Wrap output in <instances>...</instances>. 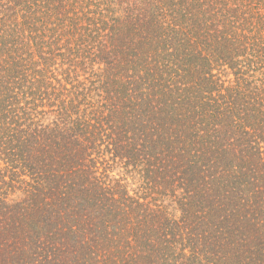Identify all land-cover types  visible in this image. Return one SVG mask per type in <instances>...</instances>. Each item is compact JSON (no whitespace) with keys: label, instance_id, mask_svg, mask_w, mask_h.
<instances>
[{"label":"trees","instance_id":"1","mask_svg":"<svg viewBox=\"0 0 264 264\" xmlns=\"http://www.w3.org/2000/svg\"><path fill=\"white\" fill-rule=\"evenodd\" d=\"M0 264H264V0H0Z\"/></svg>","mask_w":264,"mask_h":264},{"label":"rangeland","instance_id":"2","mask_svg":"<svg viewBox=\"0 0 264 264\" xmlns=\"http://www.w3.org/2000/svg\"><path fill=\"white\" fill-rule=\"evenodd\" d=\"M115 172L116 174H119L123 176L124 178H126V180L128 179V181L131 183V186H133V188L137 186L136 181L132 178L133 175L131 173L126 172L125 169L118 167L116 168Z\"/></svg>","mask_w":264,"mask_h":264}]
</instances>
